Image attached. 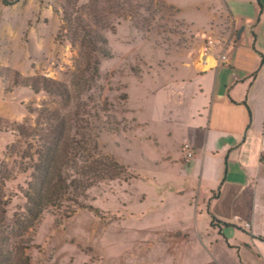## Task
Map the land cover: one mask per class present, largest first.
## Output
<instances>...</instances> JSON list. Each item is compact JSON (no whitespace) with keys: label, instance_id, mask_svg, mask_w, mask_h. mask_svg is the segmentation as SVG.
Wrapping results in <instances>:
<instances>
[{"label":"rangeland","instance_id":"obj_1","mask_svg":"<svg viewBox=\"0 0 264 264\" xmlns=\"http://www.w3.org/2000/svg\"><path fill=\"white\" fill-rule=\"evenodd\" d=\"M142 2L0 0V161L13 168L31 148L10 125L34 126L36 109L59 107V100L34 93L20 80L43 75L69 83L88 75L98 62V75L87 92L91 105L106 103L95 120V157H112L121 167L115 178L86 190L81 203L87 207L66 202L41 214L34 229L25 232L32 237L26 250L29 264H171L164 238L179 217L173 212L166 219L162 208L155 212L152 205L162 192L167 199L184 197L168 188L169 179L179 183L181 167L191 159L186 160L183 149L192 145L182 123L194 103V61L200 46L213 37L222 43L220 52L229 42L230 47L239 43L264 53V11L258 3L236 39L225 0H145L147 11L139 8ZM186 76L192 77L189 82H175ZM13 177L0 182V213L7 220L0 241L18 238L13 218L22 217L25 208L22 192L28 174ZM216 191H209L210 197ZM263 203L258 212L261 235ZM195 224L204 226L200 220ZM246 234L248 241L256 238L264 245V239L248 230ZM197 245L191 235L185 247L190 252Z\"/></svg>","mask_w":264,"mask_h":264},{"label":"crops","instance_id":"obj_2","mask_svg":"<svg viewBox=\"0 0 264 264\" xmlns=\"http://www.w3.org/2000/svg\"><path fill=\"white\" fill-rule=\"evenodd\" d=\"M256 3L264 11V0H225L236 39L245 29L244 19L255 13ZM229 45L221 52L219 48L220 53L226 51L225 61L218 62L220 53L213 50L205 65L200 61V46L194 61V103L182 123L193 156L181 167L179 183L169 179L172 186L168 188L169 193L184 197L167 199L162 192L152 205L155 212L163 210L166 219L173 212L179 217L164 238L173 256L171 264H264L262 241L251 237L248 241V229L241 227L249 221L254 236L264 239L258 230V212L264 202V53L255 47L246 50L239 43ZM260 182L263 190L259 192ZM215 189L210 197L209 191ZM212 216L233 225L219 230L210 225ZM199 220L204 223L201 228L195 224ZM191 235L198 245L189 252L185 245Z\"/></svg>","mask_w":264,"mask_h":264},{"label":"trees","instance_id":"obj_3","mask_svg":"<svg viewBox=\"0 0 264 264\" xmlns=\"http://www.w3.org/2000/svg\"><path fill=\"white\" fill-rule=\"evenodd\" d=\"M146 6L143 0L139 8L145 7L147 11L150 6ZM98 40L105 42L99 36ZM97 64L93 63L88 75H77L69 83L43 75L24 77L19 82L34 93L56 98L59 107L36 109L38 122L34 126L14 123L8 127L16 136L30 143L31 148L25 155L21 154L22 161L15 160L17 164L13 168H8L0 161L1 183L14 178L16 174H28L27 186L22 192L25 208L22 217L13 218L12 224L18 238L0 241V264H29L30 257L26 250L31 246L32 237L25 235V232L34 229L41 214L51 208H59L66 202L87 207L81 203L86 190L120 173V164L114 158L95 157V120L106 110L104 101H96L91 105L87 95L98 75ZM17 83L15 81L14 85ZM88 160L91 165L83 167L81 163ZM72 212L74 209L67 216ZM6 222L4 213H0V229ZM210 225L221 230L233 223L212 216Z\"/></svg>","mask_w":264,"mask_h":264},{"label":"built area","instance_id":"obj_4","mask_svg":"<svg viewBox=\"0 0 264 264\" xmlns=\"http://www.w3.org/2000/svg\"><path fill=\"white\" fill-rule=\"evenodd\" d=\"M221 44H222L221 41L216 40L213 37H208L205 40L204 45L202 46V53H201V58H200L201 64L205 65L206 64V56L209 53H212L213 50L219 49ZM229 44L230 43L227 42L225 44V46H228ZM225 59H226L225 52L220 53L218 62H223V61H225ZM183 149L186 151V160L193 156V149L188 144H184L183 145ZM235 220L239 221V219L237 217H235ZM241 227L244 228V229H248L250 234H251V236H254L253 230H252V226H251V223L249 221L242 222ZM262 228L264 230V224H263Z\"/></svg>","mask_w":264,"mask_h":264}]
</instances>
